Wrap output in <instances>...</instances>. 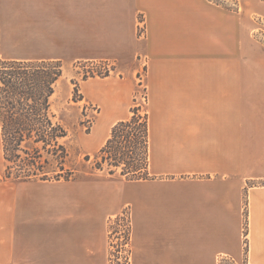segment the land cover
<instances>
[{
	"label": "crops",
	"instance_id": "obj_1",
	"mask_svg": "<svg viewBox=\"0 0 264 264\" xmlns=\"http://www.w3.org/2000/svg\"><path fill=\"white\" fill-rule=\"evenodd\" d=\"M248 24L209 0H0V59L119 65L79 84L100 108L91 133L102 121L88 154L129 117L144 70L149 171L5 178L0 121V264H108L124 208L130 264H264V71L246 65Z\"/></svg>",
	"mask_w": 264,
	"mask_h": 264
},
{
	"label": "trees",
	"instance_id": "obj_2",
	"mask_svg": "<svg viewBox=\"0 0 264 264\" xmlns=\"http://www.w3.org/2000/svg\"><path fill=\"white\" fill-rule=\"evenodd\" d=\"M108 73L106 68L101 76ZM62 75L61 60L0 59V121L5 178L68 180L74 177L75 170L66 167L69 153L62 142L67 129L52 106V97ZM77 91L75 84L73 97ZM80 96L82 98V94ZM130 112L129 117L111 126L106 141L94 154L93 168L128 180L145 179L149 177L147 111L139 116L138 106L133 105ZM89 157V154L84 156L85 160ZM121 220L126 225L121 232L123 243L128 246L125 259L130 264L131 222L125 209L109 218V245L112 246V235L119 233L117 227Z\"/></svg>",
	"mask_w": 264,
	"mask_h": 264
},
{
	"label": "rangeland",
	"instance_id": "obj_3",
	"mask_svg": "<svg viewBox=\"0 0 264 264\" xmlns=\"http://www.w3.org/2000/svg\"><path fill=\"white\" fill-rule=\"evenodd\" d=\"M214 3H221L222 5L236 10L249 20L248 31L251 35L250 39L253 41L252 52L248 55L249 69L264 71V0H257V7L255 9L244 10L243 5L239 0H236L235 6H228V2L215 0ZM142 21V18L139 19ZM142 24L138 26V34L144 36L145 26ZM63 75L57 82L56 91L52 97L53 111L57 118L61 120L67 129V136L62 139L63 144L66 146L69 157L66 162L67 168L75 170L74 177L77 179H87L105 172L98 171L93 168L95 164L94 154L92 152L88 160L84 156L88 154V150L94 148V141L101 132L99 129L102 121H99V126L91 133L93 123L96 121L99 106L91 104L81 98L79 91V84L86 79H102L107 76L117 77L122 76L120 67L111 61H77V62H62ZM106 68L109 73L106 76H101ZM76 84L78 88L77 93L73 97V87ZM144 70L137 73V84L133 93V105L138 106V114L142 116L146 111V90H145ZM80 96V97H79ZM74 98V99H73ZM108 112V108L104 107V113ZM120 169V167H119ZM14 170V169H13ZM128 211L126 208H124ZM123 209V210H124ZM129 214V211H128ZM126 214L124 215V219ZM126 225L124 221H119L117 230L119 233L113 234L112 246L109 245L108 264H127L125 256L128 254V246L123 243L122 235ZM117 236V238L115 237ZM122 242V245L120 243ZM130 246V242H129ZM130 248V247H129ZM120 249V250H119Z\"/></svg>",
	"mask_w": 264,
	"mask_h": 264
},
{
	"label": "built area",
	"instance_id": "obj_4",
	"mask_svg": "<svg viewBox=\"0 0 264 264\" xmlns=\"http://www.w3.org/2000/svg\"><path fill=\"white\" fill-rule=\"evenodd\" d=\"M209 1H211V2H216L215 0H209ZM221 2L222 1H224V2H228L229 4H228V6H235L236 5V0H220ZM142 28L144 29V25L142 26ZM221 264H226L225 262H224V260H222L221 259Z\"/></svg>",
	"mask_w": 264,
	"mask_h": 264
}]
</instances>
